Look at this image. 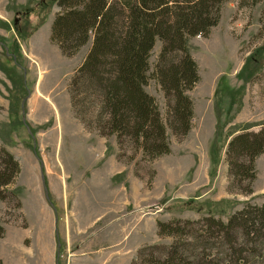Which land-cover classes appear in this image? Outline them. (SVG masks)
I'll return each instance as SVG.
<instances>
[{
  "label": "rangeland",
  "instance_id": "obj_1",
  "mask_svg": "<svg viewBox=\"0 0 264 264\" xmlns=\"http://www.w3.org/2000/svg\"><path fill=\"white\" fill-rule=\"evenodd\" d=\"M59 9L54 0H0V146L19 161L10 189L22 205L0 199L2 264H134L143 249L161 256L175 241L159 222L205 229L206 217L227 223L264 207V152L250 182L232 177L227 157L235 130L264 126V2L226 1L210 35L190 39L201 76L188 92L193 127L181 137L169 130L171 152L154 159L97 129L96 94L83 119L75 113L69 85L92 40L63 54L50 38ZM160 49L157 41L152 64ZM147 90L165 115L159 85ZM248 229L235 226L209 252L223 264H264V237Z\"/></svg>",
  "mask_w": 264,
  "mask_h": 264
},
{
  "label": "trees",
  "instance_id": "obj_2",
  "mask_svg": "<svg viewBox=\"0 0 264 264\" xmlns=\"http://www.w3.org/2000/svg\"><path fill=\"white\" fill-rule=\"evenodd\" d=\"M226 1L229 0H54L60 9L52 22L50 38L63 54L73 56L92 40L69 85L77 116L83 119L86 109L82 106L89 95L96 94L100 101L97 129L102 134H116L121 144L129 139L137 151L150 159L169 154V130L175 136H186L195 116L188 92L201 76L189 41L197 35H210ZM237 1L241 7L264 2ZM157 41L161 49L152 64ZM152 80L164 94L165 115L157 98L147 90ZM231 136L227 150L230 174L239 182L253 181L257 175L256 158L264 152V126L254 131L245 125ZM210 155L216 164L219 155L215 146ZM19 172L15 155L0 146V199L18 209L21 201L10 185ZM248 192H252L251 185ZM253 213L247 219L246 213H236L227 223L206 217L210 220L206 223H210L208 230L197 228L190 220L159 222V234L175 241L161 256L143 249L141 260L134 264H223L212 253L217 249L209 250L220 238L230 234L233 237L235 226L243 224L263 239L264 207ZM4 232L0 226V235Z\"/></svg>",
  "mask_w": 264,
  "mask_h": 264
},
{
  "label": "crops",
  "instance_id": "obj_3",
  "mask_svg": "<svg viewBox=\"0 0 264 264\" xmlns=\"http://www.w3.org/2000/svg\"><path fill=\"white\" fill-rule=\"evenodd\" d=\"M56 247V246H55Z\"/></svg>",
  "mask_w": 264,
  "mask_h": 264
}]
</instances>
